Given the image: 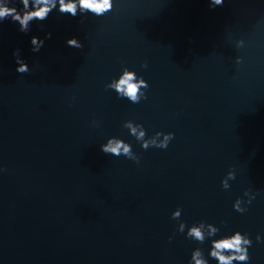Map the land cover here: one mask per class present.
<instances>
[{"label":"water","instance_id":"obj_1","mask_svg":"<svg viewBox=\"0 0 264 264\" xmlns=\"http://www.w3.org/2000/svg\"><path fill=\"white\" fill-rule=\"evenodd\" d=\"M113 3L99 17L53 10L28 33L0 22V264H189L235 231L252 240L248 264H264V0ZM124 67L148 82L147 99L106 89ZM128 120L174 138L145 150ZM110 137L139 162L104 154ZM246 190L255 199L239 213ZM201 220L220 229L203 244L178 231Z\"/></svg>","mask_w":264,"mask_h":264},{"label":"clouds","instance_id":"obj_2","mask_svg":"<svg viewBox=\"0 0 264 264\" xmlns=\"http://www.w3.org/2000/svg\"><path fill=\"white\" fill-rule=\"evenodd\" d=\"M10 0H0V22L11 18L12 22L19 24V31L28 33L31 30V22H43L48 19L53 10H58L61 15L68 14L76 17L78 14L91 13L95 16H103L109 13L114 8L113 0H20L22 4L21 9L15 6H8ZM224 0H209V7L215 8L223 6ZM82 22V21H81ZM51 32L46 33L45 38L41 39L32 36L31 45L33 52H39L44 46L45 39L51 38ZM66 45L71 48L82 49L83 43L73 37L66 40ZM15 62L17 64L16 72L26 74L30 71L28 64L20 56V50L16 49L13 52ZM242 61L237 58V64ZM146 68L147 63L141 65ZM106 89L114 90L118 97L127 98L131 103H139L141 99H147L146 90L149 85L143 78L137 76L135 71L129 70L127 67L122 69L118 78H114L110 83L105 85ZM123 127L129 130V133L140 142L143 149L147 150L149 147H156L166 149L170 141L174 138V133L156 132L153 136L147 137L146 130L143 125L134 123L131 120L125 121ZM101 151L104 154H111L114 156H125L128 159L139 162V157L133 152L132 146L124 140L117 137H110L106 143L101 144ZM235 179V172L229 171L227 176L222 180V187L227 190L230 187L229 180ZM244 196L248 197L245 201L242 198H237L233 203V208L239 213H244L247 209L242 206L250 204L255 199V194L246 190ZM182 209L177 208L172 213V219L179 221ZM187 227L186 238L203 244L206 240L215 237L220 229L211 223H206L201 220L187 226L185 222L180 221L178 231L185 232ZM171 240L172 238L169 237ZM256 240L261 242V237L256 236ZM210 249L207 257H205L202 248L197 247L191 253L189 264H209V259H214L217 264H248L250 256L248 248L252 245L248 233H241L235 231L230 235H224L220 238L210 239Z\"/></svg>","mask_w":264,"mask_h":264}]
</instances>
